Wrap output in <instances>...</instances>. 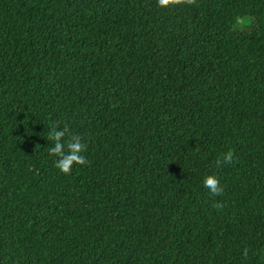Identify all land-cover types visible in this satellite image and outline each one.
Segmentation results:
<instances>
[{
	"label": "trees",
	"instance_id": "obj_1",
	"mask_svg": "<svg viewBox=\"0 0 264 264\" xmlns=\"http://www.w3.org/2000/svg\"><path fill=\"white\" fill-rule=\"evenodd\" d=\"M0 264H264V0H0Z\"/></svg>",
	"mask_w": 264,
	"mask_h": 264
},
{
	"label": "clouds",
	"instance_id": "obj_2",
	"mask_svg": "<svg viewBox=\"0 0 264 264\" xmlns=\"http://www.w3.org/2000/svg\"><path fill=\"white\" fill-rule=\"evenodd\" d=\"M170 2L171 0H158L161 7L167 6ZM48 139L54 145L48 148V152L56 157L55 167L62 173L70 174L74 165L83 166L86 163L83 155L86 145L79 136L69 133L67 127L59 131L53 127L48 133ZM233 160V153L229 151L224 153L222 160H218L217 163H229ZM202 183L211 195H218L223 192V187L214 174L205 176Z\"/></svg>",
	"mask_w": 264,
	"mask_h": 264
}]
</instances>
